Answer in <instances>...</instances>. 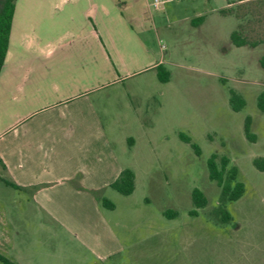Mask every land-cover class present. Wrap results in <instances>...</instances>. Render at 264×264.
I'll list each match as a JSON object with an SVG mask.
<instances>
[{"label":"rangeland","instance_id":"1","mask_svg":"<svg viewBox=\"0 0 264 264\" xmlns=\"http://www.w3.org/2000/svg\"><path fill=\"white\" fill-rule=\"evenodd\" d=\"M16 3L0 122L61 119L78 103L88 132L99 122L106 140L81 147L82 166L101 182L87 190L95 201L53 200L57 217L26 201L37 184L5 183L0 164V252L17 264H264V169L254 164L264 157V0ZM16 25L34 28L19 51ZM234 30L255 43H233ZM231 90L245 101L239 109ZM211 154L218 168L225 155L224 175L235 165L244 185L225 203L227 222L214 214L221 188L208 175ZM124 167L134 172L128 194L110 186ZM194 188L204 206L193 203Z\"/></svg>","mask_w":264,"mask_h":264},{"label":"crops","instance_id":"2","mask_svg":"<svg viewBox=\"0 0 264 264\" xmlns=\"http://www.w3.org/2000/svg\"><path fill=\"white\" fill-rule=\"evenodd\" d=\"M16 8L15 2L8 46L0 73L7 64L12 49L11 33ZM195 16L205 18L202 10H197ZM33 30V26L28 30L24 26L16 25L15 51L19 49L23 40L27 39L28 31H30L29 36L34 37ZM77 94H74L73 99ZM67 98L69 97L55 100L52 105L66 103L70 100ZM84 109V105L75 103L73 108L68 107L67 110L62 111L65 115L61 119L53 115L49 121L15 122L4 126L0 122V164H4L2 169L6 171L10 180L26 188L37 184L38 186L32 190L30 199L26 197V201H31L35 206L54 215L55 211L52 208L57 206V201L53 200L63 199L69 204L79 206L87 201L94 202L95 197L87 190L101 185V182H97L93 177L96 170L82 166V159L85 156L81 147L89 138H91L90 142L106 140L105 131L99 122H93V130L88 132L87 122L84 121ZM129 140L131 144L135 143L134 138ZM72 180H78L83 185V189L76 187Z\"/></svg>","mask_w":264,"mask_h":264},{"label":"trees","instance_id":"3","mask_svg":"<svg viewBox=\"0 0 264 264\" xmlns=\"http://www.w3.org/2000/svg\"><path fill=\"white\" fill-rule=\"evenodd\" d=\"M15 2L16 0H0V69L6 55ZM230 38L232 42L237 45L255 43L254 41H249L246 37L241 36L237 30L231 32ZM259 63L260 65L264 66V54L259 57ZM156 68L158 77L161 80H167L169 77V72L163 68V65L161 63H158L156 65ZM230 103L234 109H239L244 105L245 101L238 93L231 90ZM258 105L261 109H264V92H261L258 96ZM245 131L248 137L252 139L254 138L253 134L249 132V117L245 122ZM182 137L185 140H189V137L186 135H182ZM193 145L198 152V147L194 143ZM215 157V154H211V156L207 160L208 175L211 179H214L221 188L219 202L218 205L214 208V214L218 216V220H220L221 222H227L232 218V216L230 212L226 210L225 203L228 200H234L240 197L244 192V185L241 181L235 179L237 170L235 165L229 167L227 173L224 175V170L229 160L225 155L221 156L220 158V168L217 167ZM254 164L258 168L264 169V157H255ZM2 165L4 167V164ZM4 182L13 187H21L19 184L12 180L4 179ZM110 186L123 194L132 192L134 188L133 170L129 167L122 168L116 178L110 182ZM192 200L197 207L204 206L206 204V197L198 188L193 189ZM102 204L109 208L114 207V203L107 198L102 199ZM190 212L196 213V210L192 209ZM164 213L167 215H173L175 212L166 210ZM0 263L17 264L2 252H0Z\"/></svg>","mask_w":264,"mask_h":264}]
</instances>
